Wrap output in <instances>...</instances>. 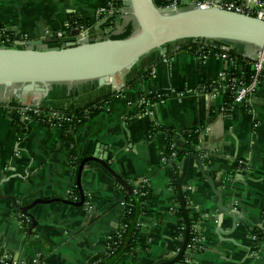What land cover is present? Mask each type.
Segmentation results:
<instances>
[{
	"label": "crops",
	"instance_id": "0c3cea01",
	"mask_svg": "<svg viewBox=\"0 0 264 264\" xmlns=\"http://www.w3.org/2000/svg\"><path fill=\"white\" fill-rule=\"evenodd\" d=\"M115 2L0 0V25L14 42L54 44L61 40L59 33L63 38H83L72 35L71 26L80 21L89 28L88 38L100 40L122 33L131 21L128 15L120 22L108 19L117 12L99 14L103 8L113 10L109 4ZM192 44L183 40L154 50L104 86H53L40 102L46 110L83 107L120 92L72 135L73 142L58 123L46 122L21 106L0 115V179H9L1 187L4 196L15 197L21 206L36 199L78 202L80 191L85 198L80 207L59 202L34 207L36 224L29 230L13 203L0 197V253L9 255L12 264H97L109 257L110 240L124 226L126 208L119 182L93 160L101 157L129 186H149L154 198L139 220V237L147 240V249L124 254L113 264H161L175 258L181 249L174 213L178 192L172 186L178 151L190 154L179 171L180 178L187 165L179 188L201 216L205 247L186 264H264V238L260 244L252 239L254 231L264 233V80L246 103L233 105L227 101L221 75L232 73L235 63L213 51L219 48L250 58L255 50L217 41L208 46L197 43L193 50ZM35 47L49 49V43ZM207 82L211 83L202 89ZM156 93L163 97L142 105ZM32 103L29 99L25 104ZM155 127L162 130L154 131ZM165 130L172 131V148L177 150L171 160L165 158ZM192 131L199 140L188 147L184 136ZM76 159L86 163L75 166ZM214 184L221 185L216 190L222 192V206L237 214L236 226L219 208Z\"/></svg>",
	"mask_w": 264,
	"mask_h": 264
},
{
	"label": "water",
	"instance_id": "95a60500",
	"mask_svg": "<svg viewBox=\"0 0 264 264\" xmlns=\"http://www.w3.org/2000/svg\"><path fill=\"white\" fill-rule=\"evenodd\" d=\"M121 1L129 9L130 20L136 27V32L129 38L113 40L103 37L89 42H75L74 38H63L59 41L64 46L44 50L36 49L35 46L50 44L52 40L17 41L15 48H0V89L4 91V95L9 96V99L17 98L22 106V103L30 98L33 102L31 107L35 108L36 104H40L42 99L48 96L53 86H74L83 83L104 86L117 75L133 68L148 53L183 40L226 42L252 48L255 54L264 52V21L257 18L219 8L200 9L193 5L165 12L155 5L154 0ZM123 16L119 13L110 15L108 19L114 18L120 22ZM97 29L100 30L99 27ZM100 33L105 35L101 30ZM72 35H80V31L74 30ZM93 160L130 190L128 183L120 178L102 157ZM186 169L187 165L179 178L180 187ZM8 181L7 177L0 179V197L11 201L17 210L32 219L34 226L36 222L31 210L38 205L59 202L80 207L85 204L83 191H80L81 200L78 202L36 199L27 206H21L15 197L2 194L1 187ZM218 186L221 185L214 184L213 189L220 200L219 208L232 218L236 226L239 222L237 214L222 206V192L216 190ZM179 193L182 195L181 188ZM187 235L188 231L179 254L161 264H173L179 259L186 248Z\"/></svg>",
	"mask_w": 264,
	"mask_h": 264
},
{
	"label": "trees",
	"instance_id": "16d2710c",
	"mask_svg": "<svg viewBox=\"0 0 264 264\" xmlns=\"http://www.w3.org/2000/svg\"><path fill=\"white\" fill-rule=\"evenodd\" d=\"M172 0H154L155 5L158 8L164 7L169 4V2ZM178 3L180 4L181 8H187L188 5H185L183 3L184 0H177ZM136 32V27L134 25L133 21L128 22L124 29L123 32L117 35H112L110 38L113 40H122L131 37L134 33ZM11 42L14 43V36L12 34L8 33L6 29L0 25V42ZM200 40H195V42L190 46L191 48L196 47V44ZM213 51L215 53H220V54H226L229 56L233 61H234V68L235 70L231 73L232 77H237L240 80H242L244 83H248L249 79L251 78V75L253 74L252 67H251V59L248 57L241 56L233 51H226L222 50L219 48H214ZM140 77H144L147 75V73H140ZM262 80H264V73L262 74ZM132 84L133 82H129ZM211 82L205 83V88L208 87V85ZM128 84V83H127ZM128 86V85H127ZM120 92H115L111 93L107 96L97 98L93 102L86 104L83 107H78L74 104H70L67 107L58 109V110H46L43 107V103L40 104V106L37 108V113L43 112L46 115V122H51L58 123L61 125V127L64 129V131L67 134V140H70L73 142L72 135L77 132L80 128H82L87 122L92 120L95 116H97L99 113L103 112L105 108L111 103L112 99L116 96H118ZM72 97L75 96V94L71 95ZM227 96V101L231 102L233 101L232 93L228 92ZM155 96L149 97V100L154 103V98ZM9 108L12 111H15L16 109H19L20 103L19 100L15 97L11 98L7 102H0V108ZM88 112V113H87ZM51 113H57L61 115L63 118L68 119L69 121H61L60 123L57 122L55 119H52L49 117ZM51 118V119H49ZM52 120V121H51ZM14 127L16 128L17 125L16 121H13ZM47 125H49L47 123ZM156 129L154 131L162 130L158 127H155ZM168 136V141H167V148L165 151V158L167 160L172 159V153L177 151L176 149L172 148L173 146V136H172V131L171 130H165ZM185 140L187 142L188 147L189 146H196L198 144V134L196 131H192L191 133L186 134ZM190 156L189 153H186L184 151H178L176 159L173 158L176 165L179 167L177 168V174L176 177L172 183L173 189L178 192V195L176 197V204L177 207L174 211L176 218L178 219L180 223V227L176 233V237L181 241V249L182 250V245L185 241L186 237V232L188 231L187 235V243H186V248L184 252L180 255L179 259L173 263V264H180L183 263L184 260L187 258L188 253L192 254H197L199 252L196 251H189L190 246L192 244V238L194 237V227L196 225H200L201 221V216L196 212L195 207L190 205L183 195H180L179 193V171L180 168L183 166L184 161L188 159ZM86 163L84 159L82 160H74V165H78V167L83 166ZM238 167L236 165L234 170ZM79 169V168H78ZM234 171L230 173V175L233 174ZM118 187L122 191L124 198L123 202L127 204V208L125 209V214H124V220L125 224L124 226L121 227L119 230L118 234L113 237V241L110 242V249H109V257L102 262H99L97 264H113L117 259H119L122 255L124 254H135L139 249L141 250H146L147 249V240L139 237V231H140V217L144 215V207L146 204L151 202L153 198V194L149 186H141L139 188H133L131 186L130 190L125 188L123 185L120 183H117ZM74 193H76L77 198H79V191L76 190ZM19 213L22 214L21 211ZM23 215V214H22ZM25 216V215H23ZM30 219V218H29ZM33 227V222L31 220V225L29 230ZM254 236L257 237V244L261 243V241L264 238V233L261 231H254L253 232ZM2 264V263H0Z\"/></svg>",
	"mask_w": 264,
	"mask_h": 264
},
{
	"label": "built area",
	"instance_id": "2783aa9c",
	"mask_svg": "<svg viewBox=\"0 0 264 264\" xmlns=\"http://www.w3.org/2000/svg\"><path fill=\"white\" fill-rule=\"evenodd\" d=\"M110 6H112V9L110 7L107 8H103L100 11V15H105V13H111L112 12H117L120 13L122 15H129L130 11L129 9L123 5L121 0H116L115 2V6L113 7L114 4H109ZM187 5H193L195 7H198L200 9H210V8H219V9H223V10H227V11H232V12H236L239 14H243V15H247L250 17H254L257 18L261 21H264V0H203V1H198V0H193V2H191L190 4ZM181 8L180 4L178 3L177 0H172L169 2L168 5L159 8L162 11L165 12H169L171 10H175V9H179ZM74 25L71 26L72 29L74 30H78L80 31V36H83V38L81 37L80 39H75V42H89L91 40H95L93 38H88V36L85 37L86 33L88 32L89 28L87 26V24L85 22H80V21H75L73 23ZM63 36L61 33H59L57 35V39H62ZM195 42V40L193 41V43ZM209 41L206 40H200L198 42V44L200 45H209L208 44ZM0 45L3 46H8V48H15V42L11 43L9 41L7 42H0ZM64 46L63 44H61L60 42L58 43H54V44H49V48H59ZM220 57L223 58H230L229 56H227L226 54H221L219 55ZM231 59V58H230ZM251 67H252V71L253 74L251 75V78L249 79L248 83H244L242 80H240L237 77H232L231 73L229 75H221V78H223L224 80V85L226 90H228V92L232 93V97H233V105H239V104H244L246 103L249 98L254 95L257 90L259 89V87L261 86L262 83V74L264 71V52H257L253 58H251ZM151 74H153V71L151 72ZM202 89H205V86L202 87ZM119 91V90H118ZM154 101L160 100L163 96L161 93H156L154 94ZM30 99V98H29ZM29 99L27 101H29ZM26 101V102H27ZM25 102V103H26ZM20 106L23 108V110L25 112H28L29 114L31 113L33 116H37L38 118L46 119V115L43 112H39L37 115V108L40 106V104H36L35 108H32L31 105L32 104H24V106L21 105V102L19 101ZM150 104H152V102L148 99V100H143L142 101V105L144 106H149ZM106 109V108H105ZM12 110L5 107V108H0V114L1 113H7V112H11ZM88 113V112H87ZM51 118L55 119L57 122H61V121H69L68 119L63 118L61 115L57 114V113H51ZM61 126V125H60ZM240 165L244 164V161H239ZM146 184V181L144 182ZM123 206L125 208H127V204L125 202L122 203ZM21 222L22 225L25 228H28L31 225V220L26 217L21 215ZM194 231V237L192 238V244L190 246L189 251H196V252H202L205 250L204 247V243H203V239L200 233V226L196 225L193 229ZM253 241H257V237L253 235ZM113 241V238H111L110 242ZM110 249V246H109ZM180 251V248L178 249V252ZM192 255V253H188L187 258L184 260L183 263L180 264H186L190 261V256ZM0 263L2 264H12L11 259L9 257V255L7 254H3L0 253Z\"/></svg>",
	"mask_w": 264,
	"mask_h": 264
},
{
	"label": "rangeland",
	"instance_id": "374dc122",
	"mask_svg": "<svg viewBox=\"0 0 264 264\" xmlns=\"http://www.w3.org/2000/svg\"><path fill=\"white\" fill-rule=\"evenodd\" d=\"M4 47H6V46H3V45H0V48H4ZM8 47V46H7ZM10 97L9 96H0V99H1V101H2V99H3V101L2 102H7V101H9L10 99H9ZM2 114V113H1ZM0 114V115H1Z\"/></svg>",
	"mask_w": 264,
	"mask_h": 264
}]
</instances>
